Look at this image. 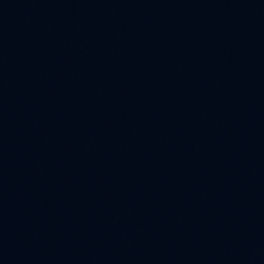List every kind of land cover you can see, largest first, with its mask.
I'll use <instances>...</instances> for the list:
<instances>
[{
    "label": "water",
    "instance_id": "obj_1",
    "mask_svg": "<svg viewBox=\"0 0 264 264\" xmlns=\"http://www.w3.org/2000/svg\"><path fill=\"white\" fill-rule=\"evenodd\" d=\"M0 264H264V0H0Z\"/></svg>",
    "mask_w": 264,
    "mask_h": 264
}]
</instances>
